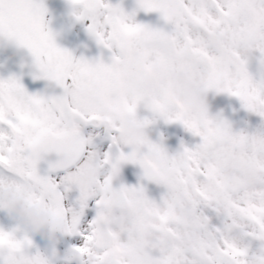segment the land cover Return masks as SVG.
Returning a JSON list of instances; mask_svg holds the SVG:
<instances>
[{
  "label": "snow or ice",
  "instance_id": "1",
  "mask_svg": "<svg viewBox=\"0 0 264 264\" xmlns=\"http://www.w3.org/2000/svg\"><path fill=\"white\" fill-rule=\"evenodd\" d=\"M69 2L76 20L89 21L88 33L112 53L110 62L59 47L46 28L43 0H0V37L29 50L33 80L61 89L32 93L16 75L0 78V184L42 203L66 224L64 234L79 235L82 244L70 255L80 264H264V126L234 132L221 115L193 117L144 66L145 57L162 61L189 74L205 94L234 96L264 120V0H136L137 10L160 13L168 30L134 22L135 10L110 0ZM221 31L230 35L231 49L209 42V32ZM141 105L165 123L182 124L200 143L181 141L170 153L152 141L162 158H146L119 127V118L137 116ZM87 125L107 131L102 155L83 135ZM52 146L74 161L71 168L46 159ZM85 161L99 168L91 188L72 175ZM129 163L142 169L141 180L164 188L159 200L143 183L114 186ZM73 187L76 205L66 206ZM106 187L109 201L101 196ZM90 201L96 214L83 225ZM20 231L0 227V264H51L30 251L33 241Z\"/></svg>",
  "mask_w": 264,
  "mask_h": 264
},
{
  "label": "rangeland",
  "instance_id": "2",
  "mask_svg": "<svg viewBox=\"0 0 264 264\" xmlns=\"http://www.w3.org/2000/svg\"><path fill=\"white\" fill-rule=\"evenodd\" d=\"M132 9L136 8L137 12V2L133 0ZM132 9H128L132 11ZM140 14H137L136 22H140L151 16H159L158 12L146 13L143 10H139ZM130 13V12H129ZM24 47L17 45L15 42L8 40L5 37H0V78H7L10 75H16L20 77L21 83L26 87L29 92H41L45 89L51 91L48 87L49 82L46 80H33L32 73L34 71L33 63L27 61L23 55ZM111 57V56H110ZM106 63L110 62V59H103ZM44 84V87L42 85ZM206 103L208 105L209 113L213 116L221 115L224 119L231 123L232 130L238 132L241 130L251 132L258 126H264V120L258 115L251 113L244 109L238 98L230 96L227 93H216L214 90H210L205 94ZM230 111V112H228ZM137 116L140 119L145 117L149 119H155V122L149 125L146 129V133L150 140L156 143H162L165 138L173 137L175 139V147L169 149L170 153H174L179 149L181 141L185 145L192 147L200 143V137L194 136L191 132L187 131L184 126L178 122L176 123H165L163 119L155 118L153 114L148 111L143 105L139 106L137 109ZM83 132L85 137L89 135L92 136V145L90 148L98 151L101 155L108 145V133L103 128L99 132V139L96 141L94 139L95 132ZM125 152L130 151L128 147H124ZM142 169L138 165L125 164L121 168L120 176L114 181L119 185L124 183L125 185H137L143 183L147 189V194L151 198L157 200L160 199L161 194L165 191L162 186H157L154 183L148 182L147 180H141ZM79 196L78 189L72 188L70 192L66 194V206H75L77 197ZM96 214L95 202L90 201L89 207L85 209L84 216L81 218V223L86 225L88 221L94 218ZM218 221L213 219V223ZM0 227L5 230H10L19 227L21 230L17 232V236L22 235L24 232L30 236L33 241L34 247L30 249L32 253L39 250L45 256L50 257L52 262H57L55 264H64L62 260L68 259L70 263L75 262L80 264V260L74 256H67L66 251L68 247L65 245V241L69 240V244L73 247L82 244V238L79 235H67L58 234L57 240L55 242L50 241L47 237L29 231L25 225L20 221L18 217L9 214L7 211L0 209ZM53 250H55V255L53 256ZM72 260V261H71ZM73 264V263H72Z\"/></svg>",
  "mask_w": 264,
  "mask_h": 264
},
{
  "label": "clouds",
  "instance_id": "3",
  "mask_svg": "<svg viewBox=\"0 0 264 264\" xmlns=\"http://www.w3.org/2000/svg\"><path fill=\"white\" fill-rule=\"evenodd\" d=\"M209 42L219 49H231L233 42L230 35L221 31L219 33L209 32ZM145 69L150 80L155 83H162L177 104L182 106L186 112L198 117L209 113L208 105L205 99V93L200 91L198 85L187 73L174 71L164 62L152 60L145 57ZM48 87L55 89V85L49 82ZM65 98L71 96L69 90L61 93ZM104 121L109 120L107 113L102 114ZM119 127L121 129V138L132 146L136 151L142 152L146 158L161 159V153L156 147L151 146L152 140L148 137L146 129L149 127L136 115H124L119 118ZM51 154H54L55 163L65 169L72 167L74 161L68 156L59 155L56 146L50 148ZM99 168L91 161H85L72 173L76 182L86 184L90 188L95 181ZM101 196L105 201L112 199L113 193L110 187L102 188ZM0 209L9 214L18 217L26 228L33 232L47 237L55 242L58 234H64L66 224L55 216L50 210L45 208L42 203L29 200L22 192L14 186L7 183L0 184Z\"/></svg>",
  "mask_w": 264,
  "mask_h": 264
},
{
  "label": "flooded vegetation",
  "instance_id": "4",
  "mask_svg": "<svg viewBox=\"0 0 264 264\" xmlns=\"http://www.w3.org/2000/svg\"><path fill=\"white\" fill-rule=\"evenodd\" d=\"M112 4H119L121 7L128 12V9H132L133 0H110ZM43 4L47 9L45 15V24L48 30L54 35L56 44L70 51L74 57H84L88 60H95L97 58L110 59L112 53L108 50L99 46L95 39L88 33L87 27L89 21L83 22L76 20L73 15V8L69 0H43ZM132 11H129L132 13ZM128 12V13H129ZM137 14H140L137 10L133 21L136 22ZM136 23H139L138 21ZM170 27V26H169ZM27 61L33 63V57L31 56L28 49L22 52ZM44 87V84L42 85ZM103 129V127H99ZM84 132L90 133V128L83 127ZM99 134H94V139H99Z\"/></svg>",
  "mask_w": 264,
  "mask_h": 264
},
{
  "label": "water",
  "instance_id": "5",
  "mask_svg": "<svg viewBox=\"0 0 264 264\" xmlns=\"http://www.w3.org/2000/svg\"><path fill=\"white\" fill-rule=\"evenodd\" d=\"M144 24L150 25L152 27L163 28L165 30H168L167 25L165 23H163L162 21L158 20V19L148 20V21L144 22ZM55 92L57 94H59L61 92V89L55 88ZM173 142H174L173 139L165 140L164 141V146L166 148H170V147L173 146ZM46 159L54 161L56 159V157H55L54 154H52V155L48 156ZM47 167H48L47 163L46 162H42L41 165H40L41 172L43 173L47 169ZM114 186L118 187L116 184H114Z\"/></svg>",
  "mask_w": 264,
  "mask_h": 264
}]
</instances>
